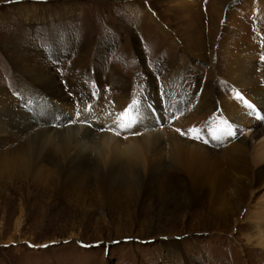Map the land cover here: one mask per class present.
Returning a JSON list of instances; mask_svg holds the SVG:
<instances>
[{
  "label": "rangeland",
  "instance_id": "1",
  "mask_svg": "<svg viewBox=\"0 0 264 264\" xmlns=\"http://www.w3.org/2000/svg\"><path fill=\"white\" fill-rule=\"evenodd\" d=\"M179 1L186 0H0V91L16 99L13 66L27 43L48 54L69 53L78 40L88 45L94 57L108 46L111 61L120 67L125 80H140L161 58L180 55L179 45L186 43L191 67L218 83V91L224 94L225 84L219 80L224 73L223 60L228 59L225 52L236 38L233 23L247 30L259 26L258 47L264 43V25H259L264 15L256 16L250 8L242 10L240 1H245L237 0L225 7L219 30L213 33V0H189L191 6L177 7ZM190 38L194 40L188 41ZM254 52L257 80L263 81L264 52ZM93 67L91 64L89 69ZM157 100L150 105L155 106ZM133 103L138 102L132 101L128 111ZM165 103L152 110V123L163 119L166 112L158 109ZM169 106L171 113H176L184 108V98L173 97ZM138 112L134 113L138 116ZM64 116L68 117L61 114ZM145 121L138 118L132 128H147ZM96 123L86 125L91 134L99 131ZM146 134L147 130L138 137ZM119 135L127 146L137 136ZM161 142L154 140V144ZM14 146V141L0 135V264H264V244L257 246L245 236L256 233L248 221V210L264 201V189L245 196V205L235 216L216 211L209 214L202 207L188 211L191 184L181 173L172 189L157 190L160 177L166 176L162 174L164 165L155 172H149L148 165L146 172H141L136 162L106 165L89 158V166L84 167L80 162L55 158V162L21 159L2 167ZM47 153L44 150L42 157ZM115 165L122 170L112 174ZM166 167L175 171L171 163ZM67 171L70 177L63 176ZM90 174L93 179L88 178ZM108 189L116 198L112 207L107 199L110 194H104ZM143 190L145 195L138 196ZM156 197L160 200L155 201ZM159 202L163 207H158Z\"/></svg>",
  "mask_w": 264,
  "mask_h": 264
},
{
  "label": "bare ground",
  "instance_id": "2",
  "mask_svg": "<svg viewBox=\"0 0 264 264\" xmlns=\"http://www.w3.org/2000/svg\"><path fill=\"white\" fill-rule=\"evenodd\" d=\"M235 1L213 0L211 9L216 11L211 23L213 33L219 30L225 7ZM243 1L245 3L240 1L242 10L250 8L256 16L264 15V0ZM190 4L186 0L179 1L176 6ZM228 17L231 14L227 20ZM233 25L236 38L225 52L228 59L223 60L224 73L219 80L225 84L224 94L218 91V83L204 78L191 67L190 51L184 49L186 43L179 45L182 50L180 55L161 58L155 68L144 71L140 80H125L118 70L120 67L111 61L108 46L98 50L94 57L90 55L93 51L87 48L88 45L78 40L75 43L77 47L69 53L50 51L48 54L27 43L18 55L17 64L11 58L16 75V99L11 100L8 94L0 91V135L15 142V146L6 154L8 157L2 167L21 159L55 162V158L59 161L80 162L84 167L88 165L89 158L106 165L122 161V165L127 166L136 162L139 165L137 170L141 172H146L148 165L149 172H155L164 165L162 174L166 176L160 177L157 190L172 189L181 173L191 184L188 211L202 207L209 214L210 211H216L224 216L237 215L245 205V196L253 195L258 188L264 189V120L257 119L258 115L264 117V80H257L256 65L253 64L254 51L264 52V43L257 47L259 37L256 33L259 26L247 30L239 27L237 22ZM259 25H264L262 17ZM190 40L192 42L194 39ZM91 64L94 67L89 69ZM102 84L105 88H102ZM176 96L184 98L185 106L171 113L169 104ZM157 98L155 106H151L150 103H154ZM169 99L170 103L167 104ZM132 101L138 103H133L128 111L126 107L129 108ZM164 101L166 103L158 109L166 112L162 114L163 119L159 123H152V110ZM139 110L137 116L135 113H139ZM64 113L68 117H61ZM138 118L145 119L149 125L138 132L147 130V134L132 137L128 146L124 145L116 133L122 132L124 135L137 132L135 128L125 129L121 125H135ZM94 121L99 123L96 129L99 131L93 130L91 134L86 125ZM56 126H59L58 130ZM229 126L236 130L235 138L225 135ZM177 128L185 133L195 128L209 142L205 144L192 140L188 135L181 136ZM215 136L222 137V141L211 139ZM162 139L166 141L161 142ZM154 140L161 143L154 144ZM143 148L150 152H144ZM44 150L48 153L42 157ZM152 152H156L155 155ZM59 153L64 156H59ZM149 156L152 160H147ZM169 163L175 170H172V178L168 176V170L171 169L167 170L166 167ZM19 164L24 165L21 162ZM131 169L134 167L131 166ZM121 170L120 165H115L112 174ZM63 173L65 177L71 175L68 171ZM91 174L89 179L94 178ZM229 190L231 196L227 197ZM113 193L112 189L104 191V194H110L107 199L111 201L115 197ZM137 195L144 196L145 190ZM158 199L156 197L154 200ZM113 202L109 207L114 205ZM160 204L158 207H163ZM248 215V221L253 224L256 233L245 236L249 241L257 242V246H262L264 201L259 200L251 206Z\"/></svg>",
  "mask_w": 264,
  "mask_h": 264
},
{
  "label": "snow or ice",
  "instance_id": "3",
  "mask_svg": "<svg viewBox=\"0 0 264 264\" xmlns=\"http://www.w3.org/2000/svg\"><path fill=\"white\" fill-rule=\"evenodd\" d=\"M238 97L240 99H243L242 96H239L238 94ZM249 108H251V105H249ZM257 119H260V120H264V117L262 116H257ZM135 123V121L133 122ZM133 126V124H125V125H121L122 128H125V129H131ZM176 131L181 135V136H185V135H188L192 140L194 141H201L205 144H207L209 141L207 139H204L203 136H201L200 134L197 133V130L195 128H192V129H189L188 130V133H185L184 131H182L181 129L177 128ZM135 135H139L140 133L137 131L134 133ZM236 130L234 128H232L231 126H229V129L228 131L225 133L226 136L228 137H233L235 138L236 137ZM116 135H119V133H116ZM125 139H127V137H125ZM211 139H214L215 141H222V137L220 136H215V137H211Z\"/></svg>",
  "mask_w": 264,
  "mask_h": 264
}]
</instances>
